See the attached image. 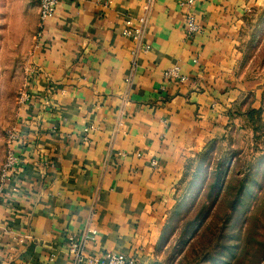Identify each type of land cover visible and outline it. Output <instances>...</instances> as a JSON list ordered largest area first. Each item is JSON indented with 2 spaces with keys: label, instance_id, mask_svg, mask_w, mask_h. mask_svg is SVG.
I'll list each match as a JSON object with an SVG mask.
<instances>
[{
  "label": "crops",
  "instance_id": "1",
  "mask_svg": "<svg viewBox=\"0 0 264 264\" xmlns=\"http://www.w3.org/2000/svg\"><path fill=\"white\" fill-rule=\"evenodd\" d=\"M180 1L62 0L44 34H30L20 164L0 187V264H85L68 244L88 228L91 254L154 263L188 166L260 89L243 43L264 0H197L192 37ZM144 15L148 49L134 65L123 30ZM175 66L187 82H166Z\"/></svg>",
  "mask_w": 264,
  "mask_h": 264
},
{
  "label": "rangeland",
  "instance_id": "2",
  "mask_svg": "<svg viewBox=\"0 0 264 264\" xmlns=\"http://www.w3.org/2000/svg\"><path fill=\"white\" fill-rule=\"evenodd\" d=\"M33 31H41L37 0H0V187ZM243 46L246 73L260 89L226 136L188 166L153 264H264V11L248 23Z\"/></svg>",
  "mask_w": 264,
  "mask_h": 264
},
{
  "label": "built area",
  "instance_id": "3",
  "mask_svg": "<svg viewBox=\"0 0 264 264\" xmlns=\"http://www.w3.org/2000/svg\"><path fill=\"white\" fill-rule=\"evenodd\" d=\"M40 7V18H41V31L38 37L44 34L46 23L52 17H54L58 11L59 4L62 0H37ZM197 0H181L180 5L185 10L186 15V34L189 37L201 31V25L197 21L195 6ZM149 5H152L154 0H148ZM148 5V7H150ZM134 21L132 17H128L126 20V28L123 30V34L132 39L136 43V48L133 51L134 65L137 63V57L141 46L144 45V35L147 25V17L144 15ZM142 48L148 49L147 45ZM164 78L168 83H185L188 81L189 76L183 74L178 66L168 69L164 72ZM28 96L25 93L22 98L23 101L27 100ZM17 132L13 130L12 138L10 142V148L8 152L7 162L4 168L3 181L1 187L4 185V181L13 173L20 160L16 156L12 145L17 139ZM155 163V162H153ZM97 231L94 228H88L82 235L72 236L68 244V250L70 255L73 257L76 263L85 264H140L139 261L132 256H125L115 251H102L98 254H91L87 245L89 242L94 241Z\"/></svg>",
  "mask_w": 264,
  "mask_h": 264
}]
</instances>
